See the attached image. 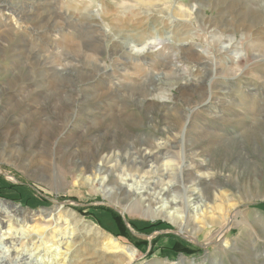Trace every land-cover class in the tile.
Wrapping results in <instances>:
<instances>
[{
    "label": "rangeland",
    "instance_id": "374dc122",
    "mask_svg": "<svg viewBox=\"0 0 264 264\" xmlns=\"http://www.w3.org/2000/svg\"><path fill=\"white\" fill-rule=\"evenodd\" d=\"M0 264H264V0H0Z\"/></svg>",
    "mask_w": 264,
    "mask_h": 264
},
{
    "label": "trees",
    "instance_id": "16d2710c",
    "mask_svg": "<svg viewBox=\"0 0 264 264\" xmlns=\"http://www.w3.org/2000/svg\"><path fill=\"white\" fill-rule=\"evenodd\" d=\"M98 208H100V209H106V208L101 207V206H99ZM114 219L116 221V226L119 228L121 234L122 235L128 234L129 233V230H128V228H127L124 220L118 214H115L114 215ZM159 224H161V223L159 222L158 224L157 223L156 224H150V225H147V226L141 228L140 230H142V231L143 230H148V229H151L153 227H157Z\"/></svg>",
    "mask_w": 264,
    "mask_h": 264
},
{
    "label": "bare ground",
    "instance_id": "6f19581e",
    "mask_svg": "<svg viewBox=\"0 0 264 264\" xmlns=\"http://www.w3.org/2000/svg\"><path fill=\"white\" fill-rule=\"evenodd\" d=\"M108 191H111L110 189H107ZM166 204V203H165ZM165 204L163 205V208H165ZM131 257L134 256V252L130 255ZM30 259V258H29ZM41 259V258H40Z\"/></svg>",
    "mask_w": 264,
    "mask_h": 264
}]
</instances>
